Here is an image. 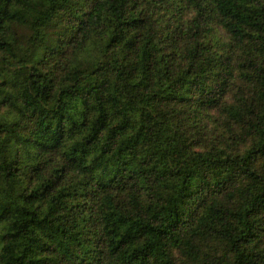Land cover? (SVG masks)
Wrapping results in <instances>:
<instances>
[{
    "label": "trees",
    "instance_id": "obj_1",
    "mask_svg": "<svg viewBox=\"0 0 264 264\" xmlns=\"http://www.w3.org/2000/svg\"><path fill=\"white\" fill-rule=\"evenodd\" d=\"M0 264H264V0H0Z\"/></svg>",
    "mask_w": 264,
    "mask_h": 264
}]
</instances>
